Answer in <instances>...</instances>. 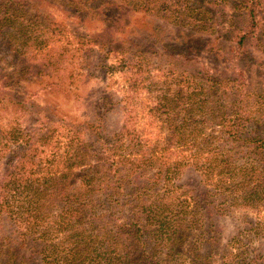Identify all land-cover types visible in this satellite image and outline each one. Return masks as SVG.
Masks as SVG:
<instances>
[{
  "label": "trees",
  "instance_id": "16d2710c",
  "mask_svg": "<svg viewBox=\"0 0 264 264\" xmlns=\"http://www.w3.org/2000/svg\"><path fill=\"white\" fill-rule=\"evenodd\" d=\"M64 2L81 23L92 17L76 35L93 66L31 75L41 89L30 99L46 89L79 99L91 77L120 78L81 118L30 105L11 93L23 75L0 72V264H212L220 246L219 264L263 263L259 221L225 245L219 223L228 206L264 207V129L245 66L264 52V0ZM27 6L0 0L14 58L34 38ZM205 39L218 66L200 60Z\"/></svg>",
  "mask_w": 264,
  "mask_h": 264
},
{
  "label": "rangeland",
  "instance_id": "374dc122",
  "mask_svg": "<svg viewBox=\"0 0 264 264\" xmlns=\"http://www.w3.org/2000/svg\"><path fill=\"white\" fill-rule=\"evenodd\" d=\"M28 3L27 16L22 15L21 20L27 21L28 16L32 15L31 20L24 22L25 29L28 28L29 34L34 35L32 42L27 45V52L22 58H14L15 56L9 52L0 37V72L9 74L13 70L20 72V80L14 82L12 89L16 92L13 95L23 96L29 100L31 105L34 102L37 105H42L43 101L55 103V108L62 109L71 116L77 115L81 118L89 117L94 111V101L106 91V87L111 85V79L119 81V74L115 73L112 76L106 77L104 80L101 74H97L96 78L91 77L89 83L79 87L82 89L80 98L77 99L74 95H65L62 90L49 92L46 89L39 92L37 97L30 99L29 93L36 89H41V86H36V79L29 80L28 78L37 75L39 72L45 71L55 77L69 72H81L80 65L87 63L93 66L92 62L87 59L85 48L88 44H83L76 35L80 30L87 33L93 23L92 17H86L81 23L80 20L66 9L67 3H62V0H21ZM19 9V8H18ZM127 20V19H125ZM130 21V20H129ZM201 46L205 47V52L200 59L205 65L214 67L216 64L213 55L209 53L212 44L211 41H201ZM227 45V42L221 41ZM250 57L245 63V66L250 67L252 73L249 75L250 85L246 88L248 91V104L253 111V117L256 121L263 125L264 129V52L261 48L254 49L250 52ZM93 57L91 56L90 59ZM110 61V60H109ZM55 62L54 65H52ZM91 62V63H90ZM256 62V63H255ZM255 72H258L257 74ZM82 73V72H81ZM107 79V80H106ZM118 85V84H117ZM116 87V85H115ZM112 85V89H116ZM246 103V102H245ZM29 104H27L29 108ZM246 105V104H245ZM109 127L117 129L121 123L119 113H114L108 119ZM5 123V120L3 121ZM20 123L29 128L25 120H20ZM227 214L221 218L219 223L220 228V245H225L226 242L239 231L247 229L250 223L259 221L264 229V207L261 206H228L225 210ZM252 243L256 246L258 254L264 257V238L256 240L252 238ZM221 247L216 248L217 256L212 264H219V255L222 254ZM34 259H36L34 257ZM261 264H264L261 263Z\"/></svg>",
  "mask_w": 264,
  "mask_h": 264
}]
</instances>
